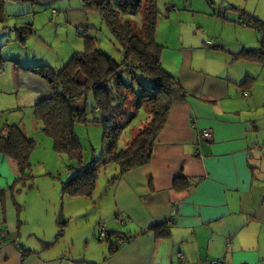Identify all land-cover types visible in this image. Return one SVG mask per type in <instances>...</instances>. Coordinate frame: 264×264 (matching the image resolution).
Returning a JSON list of instances; mask_svg holds the SVG:
<instances>
[{"label": "crops", "instance_id": "1", "mask_svg": "<svg viewBox=\"0 0 264 264\" xmlns=\"http://www.w3.org/2000/svg\"><path fill=\"white\" fill-rule=\"evenodd\" d=\"M238 17L231 16L240 35L231 45L217 28L213 40L181 33L172 46L162 44V63L186 98L171 107L147 165L108 181L98 199L97 188L73 197L84 213L101 208L96 222L80 225L86 253L75 251L72 207L67 224H58L55 207L41 218L19 195L28 176L0 154V264H264V22ZM248 18L257 29L243 25ZM12 65L13 80L0 79V93L29 78L23 65ZM34 81L43 90L36 103L48 89ZM204 130L211 139L199 140ZM162 224L166 236L151 229ZM101 226L106 245L95 237ZM119 235L131 240L111 249Z\"/></svg>", "mask_w": 264, "mask_h": 264}, {"label": "rangeland", "instance_id": "2", "mask_svg": "<svg viewBox=\"0 0 264 264\" xmlns=\"http://www.w3.org/2000/svg\"><path fill=\"white\" fill-rule=\"evenodd\" d=\"M5 1L3 15L7 16V20L3 19L2 23L0 22V47L1 55L6 62H3L0 79L10 76L9 78L13 80L12 63L17 62V59L24 67L45 64L51 68H60L74 52L83 50L81 33L85 32L86 28H94L86 33L97 38L98 50L117 62L122 60L120 47L100 14L95 10L84 9L81 0ZM157 8L159 11L157 41L169 46H172V41L181 33L190 41H195L197 39L195 37L199 38V34L202 36V33L207 34L209 39L217 37L218 35L214 33L216 28L226 43L231 45L240 38L234 31L231 16L239 18L240 12L264 22V0H158ZM221 11L225 13V20L219 17ZM135 20L140 22V17H136ZM237 21L240 22V19ZM25 24H32L35 32L23 44L17 41L15 26L22 27ZM22 75H29V78L22 79L21 85L17 84V89H14L15 85L12 83L11 88L6 87L0 93V130L7 125H16L34 144L29 157V167L25 171L28 179L19 187L21 188L19 195L25 204H32V208L36 213L42 214L40 217L43 216V219L46 218V211L55 207V218L58 219L61 209L67 220V212L72 207L75 222L71 225H74V228L79 226L71 232L74 241L77 242L75 251L78 254L86 253L84 230L80 225L84 226L91 220L96 222L94 211L98 212L101 208L91 206V209L84 213L85 205L73 199L77 196L63 193L62 189L76 172L95 165L97 190L94 199H98L99 194L107 187V182L118 174L115 164L105 162L106 142L103 127L93 122L98 115L92 110L93 101L90 98L86 103L88 122H77L74 126V137L71 141L75 150L65 152L56 149L52 137L42 131V125L33 112L36 94L39 91L43 92L40 84L34 81L39 78L33 73ZM125 79L129 80L127 77ZM80 105L83 106V103ZM128 118L130 120L124 126L116 143L119 150L130 143L139 129L149 122V115L143 107L138 111L131 106L128 107L119 121L126 123ZM67 237L68 234L62 239L66 240ZM95 237L102 240L97 241L98 243L107 244L99 237V232L95 231Z\"/></svg>", "mask_w": 264, "mask_h": 264}, {"label": "trees", "instance_id": "3", "mask_svg": "<svg viewBox=\"0 0 264 264\" xmlns=\"http://www.w3.org/2000/svg\"><path fill=\"white\" fill-rule=\"evenodd\" d=\"M5 0H0V22L4 19L1 9ZM83 8L97 11L120 47L122 60L117 62L97 48V38L81 33L83 50L76 51L60 67L48 65L21 66L19 59L13 62L38 76L47 85L48 95L33 106L35 118L42 131L52 137L55 148L65 152L75 150L72 143L77 122H88L86 103L92 99V110L98 116L93 122L103 127L106 142V161L118 168V174L109 180H118L122 175L150 162L153 146L163 129L171 107L185 100L186 93L179 80L164 67L161 56L164 46L157 41L158 0H81ZM3 10V9H2ZM243 13V12H240ZM215 15V14H214ZM139 20H135L136 17ZM219 17L226 19L225 13ZM243 18V17H242ZM5 20V19H4ZM248 20V21H246ZM243 22L244 26L258 28L255 18ZM251 21V23L249 22ZM32 24L16 28L17 41L25 43L35 31ZM213 42L212 40L205 42ZM16 61V60H15ZM3 62L0 47V73ZM129 78L126 81L125 78ZM83 103V106L80 105ZM141 107L149 115V122L139 129L135 138L124 148L117 149L119 135L128 124L119 121L128 107ZM133 117V116H132ZM34 144L16 125L0 130V154L16 162L21 173L29 167V157ZM92 166V167H91ZM88 166L76 172L63 186L62 192L70 196L90 197L96 187V167ZM160 236L168 234V226L162 224L151 228ZM106 234L105 241H110ZM131 239L117 236L119 247Z\"/></svg>", "mask_w": 264, "mask_h": 264}, {"label": "built area", "instance_id": "4", "mask_svg": "<svg viewBox=\"0 0 264 264\" xmlns=\"http://www.w3.org/2000/svg\"><path fill=\"white\" fill-rule=\"evenodd\" d=\"M212 42H208V45H211ZM244 96H247V93L244 94ZM212 138V132L210 130H204L201 132V134L199 135V140H209ZM106 230L104 228V226H101L99 228V237L101 239H105L106 237ZM179 256V259L181 260L182 257L180 255ZM210 264H226L225 261L223 259H220V260H216L214 262H211Z\"/></svg>", "mask_w": 264, "mask_h": 264}, {"label": "water", "instance_id": "5", "mask_svg": "<svg viewBox=\"0 0 264 264\" xmlns=\"http://www.w3.org/2000/svg\"><path fill=\"white\" fill-rule=\"evenodd\" d=\"M58 224L59 225L66 224V220H65V218L63 216V213H62V210L61 209H60L59 214H58Z\"/></svg>", "mask_w": 264, "mask_h": 264}]
</instances>
